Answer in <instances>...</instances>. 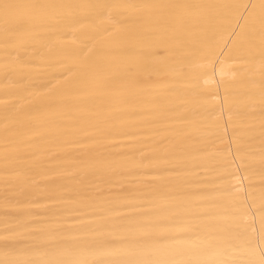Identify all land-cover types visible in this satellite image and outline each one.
<instances>
[{
    "label": "bare ground",
    "instance_id": "6f19581e",
    "mask_svg": "<svg viewBox=\"0 0 264 264\" xmlns=\"http://www.w3.org/2000/svg\"><path fill=\"white\" fill-rule=\"evenodd\" d=\"M0 264H264V0H0Z\"/></svg>",
    "mask_w": 264,
    "mask_h": 264
}]
</instances>
